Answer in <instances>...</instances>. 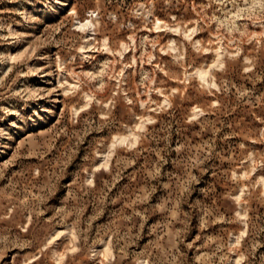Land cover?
<instances>
[{"label": "rangeland", "instance_id": "rangeland-1", "mask_svg": "<svg viewBox=\"0 0 264 264\" xmlns=\"http://www.w3.org/2000/svg\"><path fill=\"white\" fill-rule=\"evenodd\" d=\"M0 264H264V0H0Z\"/></svg>", "mask_w": 264, "mask_h": 264}, {"label": "bare ground", "instance_id": "bare-ground-1", "mask_svg": "<svg viewBox=\"0 0 264 264\" xmlns=\"http://www.w3.org/2000/svg\"><path fill=\"white\" fill-rule=\"evenodd\" d=\"M202 77V76H201ZM203 78V77H202Z\"/></svg>", "mask_w": 264, "mask_h": 264}]
</instances>
